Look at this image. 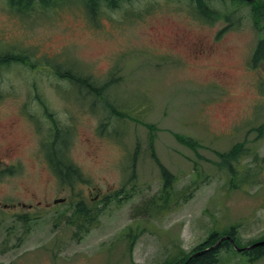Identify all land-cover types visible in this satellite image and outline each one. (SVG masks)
<instances>
[{
    "label": "rangeland",
    "instance_id": "obj_1",
    "mask_svg": "<svg viewBox=\"0 0 264 264\" xmlns=\"http://www.w3.org/2000/svg\"><path fill=\"white\" fill-rule=\"evenodd\" d=\"M206 3L219 19L200 16L191 0H97L91 12L84 0L48 6L34 1L23 12L0 0V53L28 57L0 64V201L16 205V211L35 205L23 211L26 223L15 214L0 220V264H14L26 250L25 259L38 264H177L212 232L232 226L239 247L262 240L264 60L250 62L264 40V8L255 15L256 6L240 0ZM254 5L264 6V0ZM110 13L122 15L113 20ZM65 14L83 21L81 35H92L88 44L69 42L56 54L52 47L64 44L58 37L75 35ZM37 35L39 43H27ZM85 51L111 60L106 79L97 80L87 64L69 55ZM56 65L108 84L103 96L122 117L109 112L104 98L77 94L68 82V89L50 85L77 108L72 126L59 124L40 91L41 78L49 74L38 73L30 85L23 75L44 67L63 80ZM13 71L22 85L5 78ZM33 100L42 113L32 107ZM84 115L96 118L94 129L81 121ZM57 127L66 133L69 162L85 178L73 187L56 180L45 157L43 147ZM33 134L42 139L26 165L24 149ZM78 134L92 148L94 170L86 172L69 157ZM180 135L194 139L196 148L178 142ZM111 148L120 152L114 155ZM231 150V155L241 152L234 161L226 158ZM155 158L172 176L170 189ZM96 195L99 202H88ZM59 198L65 201L49 204ZM80 200L94 208L88 218L71 215ZM219 260L264 264V256L250 263L223 248Z\"/></svg>",
    "mask_w": 264,
    "mask_h": 264
},
{
    "label": "trees",
    "instance_id": "obj_2",
    "mask_svg": "<svg viewBox=\"0 0 264 264\" xmlns=\"http://www.w3.org/2000/svg\"><path fill=\"white\" fill-rule=\"evenodd\" d=\"M37 2L41 6H48L47 4H52L53 2H59L60 0H8V5L12 10H16L18 12H23L32 2ZM89 8V12L94 10V5L96 4L97 0H84ZM115 0H109V2L113 3ZM203 0H198L196 7L198 8V12L200 11L201 14H207L209 12L208 8L204 5ZM264 8V6H256L254 8V13L257 15L260 12V9ZM28 57L25 54L20 55L19 53H0V64L7 65L11 62H21L27 61ZM259 60H264V40H259L257 46L252 55V61L256 63ZM32 64V65H31ZM29 68L33 70L36 68L35 63H31ZM41 66H47L46 63L40 64ZM56 75L63 80H67L71 83L73 89H76L77 94L84 92V97L91 98L93 101H98L100 99H105L106 106L109 108V112H112L115 116L122 117V113L116 110L115 106L109 103L106 99V94L103 96L104 93L107 92L108 84H98L95 81H92L90 76H84L83 74L73 71L71 69H66L65 71H61V66L56 65ZM76 72V73H75ZM54 137L52 140L50 139V143H46L44 145V152L46 160L48 161L51 169L57 175L58 179L64 184H74L77 182L83 181V176L80 174V171L71 163L69 162L66 156V142L64 143V135L66 137V133L63 134L59 130V128H53ZM177 141L180 143L187 144L191 147L195 146V142L191 139H188L184 136H177ZM58 143H62V145H58ZM64 144V145H63ZM63 148V149H62ZM235 157V154H232L228 158L232 159ZM159 172L162 176L164 181L165 187L168 189L171 186L172 176L168 171L158 162ZM9 170V169H7ZM6 170V171H7ZM4 171V172H6ZM85 179V178H84ZM191 186V185H190ZM189 187V186H188ZM166 192V191H165ZM167 194V193H165ZM163 203L166 202L167 197L164 195L162 197ZM75 216L79 217H87L86 211L81 207L78 206L75 209ZM24 219V218H22ZM236 234V227L232 226L226 232L219 233V232H212L207 239L196 246L190 254L186 255L180 262L177 264H217L219 260V249L223 248L225 250H233V247L229 241L224 240L219 247L212 248V246L223 236L231 237L235 244L239 247L238 241L235 239ZM264 240V237L262 238ZM254 243V242H252ZM241 256H245L248 262H255L261 257L264 256V246L256 247L249 249L248 251H240L237 252Z\"/></svg>",
    "mask_w": 264,
    "mask_h": 264
},
{
    "label": "clouds",
    "instance_id": "obj_3",
    "mask_svg": "<svg viewBox=\"0 0 264 264\" xmlns=\"http://www.w3.org/2000/svg\"><path fill=\"white\" fill-rule=\"evenodd\" d=\"M112 15L113 20L119 19V17L122 15L121 13H110ZM65 20L67 22V26L72 29V31L75 33V35L71 37H64L58 39H63L64 44L57 45L55 47H52V52L59 54L61 53L62 48L65 44L69 42H74L78 44H88L91 39V33L85 32L83 35H81L80 30L83 29V21L82 20H73L71 16H68L65 14ZM105 27L109 31H111V26L108 25L107 22H105ZM7 39L11 40V36H9ZM41 40V36L37 35L34 39L28 40V44H36L39 43ZM47 49L42 50L39 55H42L44 51ZM70 56L74 57L77 60L83 61L85 64L88 65V72L97 80H104L106 79L108 72L111 68L112 62L110 59H108L104 55L99 54H92L90 55L87 51L75 54V53H69ZM216 58L213 57V60ZM38 73H48L47 78H41L42 83L40 84V91L42 93V97L45 100V103L48 107V110L55 113V120L59 122L61 125H67L72 126V121L70 117L75 115L77 113V108L74 104V102L69 99L65 100L62 96L58 95L54 87L50 85H56L59 84L64 89H68L70 87L67 80H59L56 78L55 73L52 72L50 68H44L40 67L36 69L35 71L31 72H24V77L27 80L28 85L31 84L33 78L37 76ZM237 75H242L239 71L236 73ZM5 78L9 81H11L15 85H22V81L15 79V71L5 73ZM21 91L23 92V87H21ZM28 91H31V88L28 87ZM21 99H23V96H21ZM32 107L36 110L38 114L43 112V109L36 103L35 100L32 101ZM41 119L44 120L45 126L47 128L51 127V124L41 115ZM82 122H88L91 124V127L94 129L97 123L96 118L91 116H81L80 117ZM89 138H91L89 136ZM42 139V137L33 136L31 137V144L27 145L24 149V158H25V164H28L27 157L38 151L39 149V141ZM86 137L84 135L78 134L73 146L69 150V157L71 160L81 168H83L86 172H88L90 169H93V158L89 153L92 151V148H90L89 144L85 142ZM3 141H0V144H3ZM105 146L108 145V142H104ZM103 150V149H102ZM112 153L115 155L120 152L118 148H111ZM37 168H39V165H37ZM94 170V169H93ZM29 171H33V169L29 168ZM112 182V181H110ZM103 187V185H101Z\"/></svg>",
    "mask_w": 264,
    "mask_h": 264
},
{
    "label": "flooded vegetation",
    "instance_id": "obj_4",
    "mask_svg": "<svg viewBox=\"0 0 264 264\" xmlns=\"http://www.w3.org/2000/svg\"><path fill=\"white\" fill-rule=\"evenodd\" d=\"M195 1L197 2L198 0H195ZM98 197L96 195V197L93 198V202H98L99 201ZM55 201H57V200H55ZM55 201H53V204L56 203ZM81 204H82V207H84L83 202ZM30 208H32V206L28 205L27 209H30ZM13 214L17 215L18 219L24 218V219L21 220L22 222H24V220L27 219V215L26 214H24V213L20 214L19 212H12V213L1 212L0 213V219H4L5 217H7L9 215H13ZM23 254H25V253H23ZM23 254H18L19 256H21L22 259H15L17 261L14 264H38L39 263V260L38 261H34L32 258L25 259L26 257Z\"/></svg>",
    "mask_w": 264,
    "mask_h": 264
},
{
    "label": "water",
    "instance_id": "obj_5",
    "mask_svg": "<svg viewBox=\"0 0 264 264\" xmlns=\"http://www.w3.org/2000/svg\"><path fill=\"white\" fill-rule=\"evenodd\" d=\"M219 243H220V241L218 242V244ZM258 246H264V241H260V242L254 243L249 248L258 247Z\"/></svg>",
    "mask_w": 264,
    "mask_h": 264
}]
</instances>
